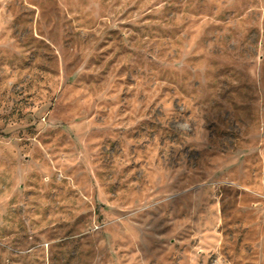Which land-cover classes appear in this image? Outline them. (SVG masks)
Wrapping results in <instances>:
<instances>
[{
  "label": "rangeland",
  "instance_id": "rangeland-1",
  "mask_svg": "<svg viewBox=\"0 0 264 264\" xmlns=\"http://www.w3.org/2000/svg\"><path fill=\"white\" fill-rule=\"evenodd\" d=\"M0 264H264V0H0Z\"/></svg>",
  "mask_w": 264,
  "mask_h": 264
}]
</instances>
